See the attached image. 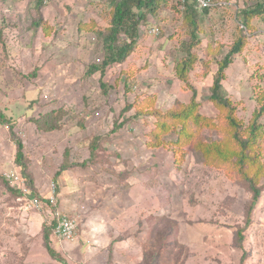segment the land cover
I'll use <instances>...</instances> for the list:
<instances>
[{
    "label": "rangeland",
    "instance_id": "obj_1",
    "mask_svg": "<svg viewBox=\"0 0 264 264\" xmlns=\"http://www.w3.org/2000/svg\"><path fill=\"white\" fill-rule=\"evenodd\" d=\"M35 1L0 0V109L12 122L0 121V264H61L46 250L47 225L69 264H135L141 256L139 264H264V130L259 162L246 175L232 160L205 162L195 146L231 136L209 97L218 62L240 36L245 47L223 80L240 130L262 106L264 12L245 28L239 11L264 0L199 9L194 38L179 0H167L140 23L133 52L104 75L87 70L106 57L110 0H44L40 12ZM40 14L47 36L32 25ZM185 62L188 82L177 73ZM195 92L216 127L178 149V126H156ZM157 132L161 146L153 144ZM13 134L24 143L28 176ZM64 163L71 166L57 176ZM13 172L22 186L9 185L22 195L5 183ZM255 178L260 198L250 212ZM34 197L40 206H29ZM56 210L76 219L74 241L55 234Z\"/></svg>",
    "mask_w": 264,
    "mask_h": 264
},
{
    "label": "trees",
    "instance_id": "obj_2",
    "mask_svg": "<svg viewBox=\"0 0 264 264\" xmlns=\"http://www.w3.org/2000/svg\"><path fill=\"white\" fill-rule=\"evenodd\" d=\"M44 0H36L35 7L40 12V7L43 5ZM239 2V0H236ZM167 0H110V4L113 6V14L111 25L109 26L108 32H101L102 38L104 39L105 46L107 48L106 57L103 61L102 66L91 64L88 67L87 73L93 74L97 71H101L102 75L105 74L106 68L114 63H121L126 60V58L133 52L134 45L136 44L138 36V27L142 21H145L147 16L156 15L159 8L166 3ZM179 5L182 9V13H186L185 21L189 25V32L192 38L198 36L199 23V9L203 11H210L211 7L202 8L199 5L198 0H179ZM217 6V5H215ZM264 12V3L257 5L254 8L246 9L241 8L239 12H243L245 19L241 21L242 27L247 28L249 25L250 18L258 13ZM147 20V19H146ZM242 20V19H241ZM45 21L40 14L38 18L34 19L32 25L35 29H43L45 35L50 34V29L45 27ZM50 28V27H49ZM245 47V41L242 36L237 38L232 44L230 50L227 54L218 62V69L213 76V84L211 87L210 101L219 110L220 114L225 117L228 121V129L231 132V136L228 140L223 141H212L210 143H205L203 141H198L195 146H197L198 151H200L205 162H229L234 161L239 165V170L243 172L244 175L248 174V170L254 164L251 163L252 160L259 162L260 154L257 152L256 148L259 139L262 137L264 130V123L260 121V118L264 114V93L260 95L259 100L262 102V106L256 110L251 123L245 131L240 130L241 123L235 114L236 108L232 104V100L227 94V91L223 85V80L226 77V70L229 68L230 64L233 62L234 57L241 53ZM191 60H194L191 59ZM187 63L177 65V73L184 82H188L186 77ZM102 87H105V83H101ZM196 92L193 95V99L184 105L182 109L172 113L166 117L164 116V121H161L157 127L162 128L164 131H169L170 127H177V139L173 143L181 149L183 143L191 140L194 133L203 131L205 128H214L215 123L212 117H206L200 113L199 107L200 102L196 99ZM130 107V106H129ZM0 121L12 125L10 118L0 109ZM169 122V123H168ZM181 126V127H180ZM13 129V127L11 126ZM156 131V130H155ZM160 132L156 133V139L154 145H163L165 142L161 139ZM13 138L17 144V155L16 162L21 167V170L25 176H28V164L25 161L24 143L21 138L13 134ZM231 138L235 139L238 143L240 149L234 150L231 147ZM225 141V142H224ZM97 146V145H94ZM68 151L65 152L66 158H68ZM83 161L78 164H85ZM247 165V166H246ZM71 165L66 163L62 164L61 169L57 172L59 176L65 169H68ZM6 178L5 183L8 185L9 190L15 194H24L23 190L13 189L9 185V181ZM22 178V176H20ZM5 180V179H4ZM256 178L251 183L253 190V200L250 208V212L255 208L259 198L260 190L255 184ZM26 187V185L24 184ZM250 222V216L248 215L247 224ZM52 225L44 226L43 228V238L47 252L49 255L60 262L61 264H69L68 260L59 253L51 243V233ZM242 237V236H241ZM144 259V257H143ZM141 264V263H140Z\"/></svg>",
    "mask_w": 264,
    "mask_h": 264
},
{
    "label": "built area",
    "instance_id": "obj_3",
    "mask_svg": "<svg viewBox=\"0 0 264 264\" xmlns=\"http://www.w3.org/2000/svg\"><path fill=\"white\" fill-rule=\"evenodd\" d=\"M198 1H199V5L202 8L211 7V6L219 5L220 3H224V0H198ZM234 4L236 5L237 3ZM150 32L156 34L160 32V29L158 27H153L150 29ZM6 176L13 186L21 187L20 181L18 179V175L15 172L10 174L8 173ZM53 190H55V185H53ZM25 192L28 191L25 189ZM50 201L52 204H55L54 195L50 197ZM40 204L41 202L37 197H34L33 199L29 200V206L38 207L40 206ZM55 218L57 220L55 227V234L58 235V237H60L61 239H64L66 241H74L78 230L76 219L61 212L60 210L55 211Z\"/></svg>",
    "mask_w": 264,
    "mask_h": 264
},
{
    "label": "crops",
    "instance_id": "obj_4",
    "mask_svg": "<svg viewBox=\"0 0 264 264\" xmlns=\"http://www.w3.org/2000/svg\"><path fill=\"white\" fill-rule=\"evenodd\" d=\"M142 255H143V254H142ZM141 260H142V256L139 257V259H137V262H136L135 264H139V262H141Z\"/></svg>",
    "mask_w": 264,
    "mask_h": 264
},
{
    "label": "clouds",
    "instance_id": "obj_5",
    "mask_svg": "<svg viewBox=\"0 0 264 264\" xmlns=\"http://www.w3.org/2000/svg\"><path fill=\"white\" fill-rule=\"evenodd\" d=\"M236 1V0H235ZM235 5V4H234ZM18 179H19V177H18ZM20 185H21V183H20ZM22 186V185H21ZM20 188V187H19ZM26 189V188H25ZM28 191V190H27ZM38 198V197H37ZM51 202V201H50ZM70 216V215H69ZM55 218V217H54ZM56 219V218H55ZM56 222H57V220H56Z\"/></svg>",
    "mask_w": 264,
    "mask_h": 264
}]
</instances>
